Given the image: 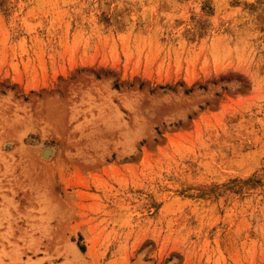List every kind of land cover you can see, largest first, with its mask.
Returning a JSON list of instances; mask_svg holds the SVG:
<instances>
[{"label":"rangeland","instance_id":"374dc122","mask_svg":"<svg viewBox=\"0 0 264 264\" xmlns=\"http://www.w3.org/2000/svg\"><path fill=\"white\" fill-rule=\"evenodd\" d=\"M0 264H264V0H0Z\"/></svg>","mask_w":264,"mask_h":264},{"label":"bare ground","instance_id":"6f19581e","mask_svg":"<svg viewBox=\"0 0 264 264\" xmlns=\"http://www.w3.org/2000/svg\"><path fill=\"white\" fill-rule=\"evenodd\" d=\"M50 153V151H48Z\"/></svg>","mask_w":264,"mask_h":264}]
</instances>
